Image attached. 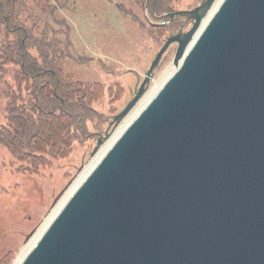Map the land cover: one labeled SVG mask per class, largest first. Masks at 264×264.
<instances>
[{"label": "water", "instance_id": "95a60500", "mask_svg": "<svg viewBox=\"0 0 264 264\" xmlns=\"http://www.w3.org/2000/svg\"><path fill=\"white\" fill-rule=\"evenodd\" d=\"M168 16L192 27L165 40L115 126L177 44L174 72L20 264H264V0Z\"/></svg>", "mask_w": 264, "mask_h": 264}, {"label": "rangeland", "instance_id": "374dc122", "mask_svg": "<svg viewBox=\"0 0 264 264\" xmlns=\"http://www.w3.org/2000/svg\"><path fill=\"white\" fill-rule=\"evenodd\" d=\"M148 2L26 0L32 16L50 24L61 41H70L73 58L65 60V74H74L85 83L103 85L102 99L94 104L103 118L87 124L88 136L85 140L81 141L71 133L70 140L74 137L75 141L72 140L69 152L52 158L48 165L37 170L16 160L0 141V264H16L24 248L53 218L70 187L109 142L97 148L98 140L107 134L113 137L123 124L116 127L113 119L132 101L134 91L144 80L165 40L177 33L158 28L165 22L161 16L155 18L148 12ZM49 3L57 8L60 6L52 18L42 15L36 7ZM200 3L199 0H178L173 8L175 11L191 10ZM189 28L191 26H186V30ZM1 29L0 26V45L3 42ZM176 49V44L171 45L163 56L144 98L174 68ZM79 58L86 59L87 63L77 64L75 60ZM17 71L16 67L9 66L5 81L0 83V129L8 124L7 86L16 89L14 76Z\"/></svg>", "mask_w": 264, "mask_h": 264}, {"label": "trees", "instance_id": "16d2710c", "mask_svg": "<svg viewBox=\"0 0 264 264\" xmlns=\"http://www.w3.org/2000/svg\"><path fill=\"white\" fill-rule=\"evenodd\" d=\"M176 2L149 0L148 12L166 22L168 15L176 12ZM36 7L52 18L60 6L49 3ZM28 8L26 0H0V83L5 81L9 66L18 69L16 89L7 86L8 124L0 129V141L16 160L37 170L52 158L66 155L74 137L85 140L89 122L102 120L94 104L102 99L103 85L65 74L64 62L73 58L70 41L57 38L51 25L32 16ZM158 28H167L168 33L179 29L176 22ZM86 61L75 60L77 64Z\"/></svg>", "mask_w": 264, "mask_h": 264}, {"label": "bare ground", "instance_id": "6f19581e", "mask_svg": "<svg viewBox=\"0 0 264 264\" xmlns=\"http://www.w3.org/2000/svg\"><path fill=\"white\" fill-rule=\"evenodd\" d=\"M219 2L217 1V4ZM216 4V5H217ZM174 68H172L171 71L166 75L167 77L160 83H157L156 86L153 88V90L149 93V95L142 100L141 103L134 109V111L126 117V119L121 123L122 125L117 130L116 134L109 140V142L106 144V146L102 149V151L98 154V156L95 158V161L91 166H88V168L84 171L83 175H81L78 180L74 183L72 187H70V190L68 194L64 197L63 201L59 204V206L56 209V213L59 211L61 206L64 204L65 200L68 199V197L72 194L74 190L79 186V184L84 180L86 175L91 171V169L96 165V163L102 158L104 153L107 151V149L111 146V144L116 140V138L123 132V130L128 126V124L131 122V120L137 116V114L142 110V108L154 97V95L157 93V91L162 87L164 81L170 77V75L174 72ZM63 203V204H62ZM55 213V215H56ZM54 215V216H55ZM53 216V217H54ZM52 220V219H51ZM50 220V221H51ZM50 221H47V223L39 230V232L35 235V237L31 240V242L24 248L22 255L20 256L18 262L16 264H20L21 261L24 259L32 245L34 244L35 240L39 237V235L42 233L43 230H45L46 226L49 224Z\"/></svg>", "mask_w": 264, "mask_h": 264}, {"label": "flooded vegetation", "instance_id": "af4514ba", "mask_svg": "<svg viewBox=\"0 0 264 264\" xmlns=\"http://www.w3.org/2000/svg\"><path fill=\"white\" fill-rule=\"evenodd\" d=\"M204 0H202L201 1V3L203 2ZM200 3V4H201ZM199 4V5H200ZM198 5V6H199ZM197 6V7H198ZM197 7H195V8H197ZM195 8H193V9H195ZM193 9H191V10H193ZM181 11H183V10H181ZM176 12H178V11H176ZM175 13V12H174ZM168 18V21L167 22H165V23H163V24H161L160 26H162V27H164V26H168V25H171V24H173L174 22H176L177 23V25H178V28L179 29H177V33L176 34H178V33H180L182 30H183V32L185 33V31L187 32V31H189L190 30V28L189 29H187L186 30V26L187 27H192V21H190V20H188V19H186V18H181V20H178V18H180V17H178V18H175L174 20H170V18H169V16L167 17ZM178 20V21H177ZM176 34H174V35H176ZM171 36H173V35H171ZM170 37V36H169ZM177 45V44H176ZM155 74V73H154ZM144 81V80H143ZM143 81L141 82V83H139L138 84V86H137V88H136V90L134 91V96H133V98L135 97V95H136V93H137V90L140 88V86L142 85V83H143Z\"/></svg>", "mask_w": 264, "mask_h": 264}]
</instances>
